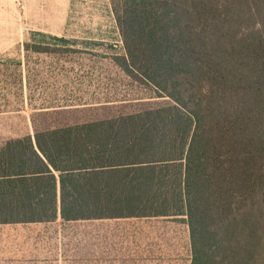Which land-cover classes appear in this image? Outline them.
<instances>
[{
    "label": "trees",
    "instance_id": "trees-1",
    "mask_svg": "<svg viewBox=\"0 0 264 264\" xmlns=\"http://www.w3.org/2000/svg\"><path fill=\"white\" fill-rule=\"evenodd\" d=\"M112 11L113 62L168 101L7 141L0 223L172 217L188 226L189 264H264V0H112ZM88 103L101 101L73 105Z\"/></svg>",
    "mask_w": 264,
    "mask_h": 264
},
{
    "label": "rangeland",
    "instance_id": "rangeland-1",
    "mask_svg": "<svg viewBox=\"0 0 264 264\" xmlns=\"http://www.w3.org/2000/svg\"><path fill=\"white\" fill-rule=\"evenodd\" d=\"M25 5L30 17L23 24L20 43L0 56V84L10 101L8 105H0V144L8 138L33 134L34 126L44 128L105 118L168 101L156 97L151 87L133 82L113 62L112 58L121 55L123 48L112 0H26ZM24 42L47 46L49 52L33 49L25 52ZM18 61L23 79L22 101L14 103L10 95L15 90L12 80L16 77ZM95 100L101 103L73 105ZM147 223L158 228L161 247L166 244L164 237H171L175 257L180 264H186V222L176 218L70 221L57 218L49 223L3 224L0 248L13 246L10 239L16 233H26L32 235L34 264H91L88 252L92 247L91 234L105 235L110 241L106 247L127 249L136 245L122 239L135 238L138 227ZM53 249L60 251L54 253ZM108 258L118 260L121 256Z\"/></svg>",
    "mask_w": 264,
    "mask_h": 264
},
{
    "label": "crops",
    "instance_id": "crops-1",
    "mask_svg": "<svg viewBox=\"0 0 264 264\" xmlns=\"http://www.w3.org/2000/svg\"><path fill=\"white\" fill-rule=\"evenodd\" d=\"M20 3V8L18 9L17 3ZM26 0H0V56L11 51L12 48L18 46L23 36V24H25L26 19L30 13L27 11ZM42 11V9H41ZM49 12L45 14V18L48 19ZM29 20V19H28ZM41 30V29H40ZM44 30V29H43ZM45 31V30H44ZM48 31V30H46ZM22 136H16L6 139L0 144V147L3 146L7 141L17 138H22ZM60 218V217H58ZM134 218V217H132ZM170 219L172 217H139V219ZM115 219H129V218H115ZM90 220V219H88ZM91 220H110V219H91ZM54 222V221H50ZM37 223V222H34ZM40 223H49V222H40ZM14 225L21 226L25 224L32 223H0V225ZM161 228V227H159ZM164 228L167 230V226L164 225ZM185 228V239L188 240V260L185 253V262L186 264L190 263L191 257V247H190V237L189 230L186 224ZM138 234L135 238H127L122 240H128L132 245L136 247L130 248H111L106 247L109 245V239L106 236H102L98 233H93L90 236L92 247L89 249V256L91 257L89 262L91 264H126L131 262L132 264H180L179 260L175 257L176 250L172 248L170 236H165L164 240L166 241L165 247H161L158 241H162L158 228L155 225H149L147 223L138 227ZM32 235L31 234H22L16 233L11 237V243L13 246L0 248V264H34L33 260V249H32ZM22 240L24 241L22 243ZM22 243L23 247L20 246ZM1 245V241H0ZM70 250V249H69ZM73 252L74 251H69ZM59 252L60 249H53L52 252ZM48 252V251H46ZM79 252V250H78ZM81 252V251H80ZM186 252V251H185ZM76 255H81L77 253ZM83 255V254H82ZM121 256L117 258L118 260L110 259L108 257ZM125 256H130L132 258L127 259ZM135 257V258H134ZM47 259H44L45 262ZM48 262V261H47ZM46 262V263H47ZM54 260L52 261V263Z\"/></svg>",
    "mask_w": 264,
    "mask_h": 264
},
{
    "label": "built area",
    "instance_id": "built-area-1",
    "mask_svg": "<svg viewBox=\"0 0 264 264\" xmlns=\"http://www.w3.org/2000/svg\"><path fill=\"white\" fill-rule=\"evenodd\" d=\"M17 5H19V6H20V3L18 2V3H17Z\"/></svg>",
    "mask_w": 264,
    "mask_h": 264
}]
</instances>
